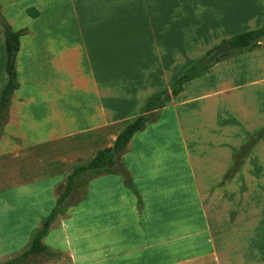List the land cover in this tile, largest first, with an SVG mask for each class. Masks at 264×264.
Listing matches in <instances>:
<instances>
[{"label":"crops","instance_id":"1","mask_svg":"<svg viewBox=\"0 0 264 264\" xmlns=\"http://www.w3.org/2000/svg\"><path fill=\"white\" fill-rule=\"evenodd\" d=\"M0 7L14 31L27 30L15 62L19 87L0 136L2 152H10L3 173L10 183L68 177L112 146L149 97L223 40L264 24V0H0ZM221 56L185 83L122 155L143 207L121 175L102 174L120 196L97 212L106 221L93 209L89 233L71 230L87 223L59 225L73 264L88 260L75 243L84 235L95 241L91 264H264V137L221 185L235 154L264 127V38L253 51ZM6 60L0 22L1 67ZM184 167L193 181L190 199L182 200L172 194ZM212 226L223 229L219 251L210 245ZM240 240L247 241L239 247Z\"/></svg>","mask_w":264,"mask_h":264},{"label":"rangeland","instance_id":"2","mask_svg":"<svg viewBox=\"0 0 264 264\" xmlns=\"http://www.w3.org/2000/svg\"><path fill=\"white\" fill-rule=\"evenodd\" d=\"M7 60L5 64V68L0 66V80L7 79L6 71ZM5 71V73H4ZM4 73V74H3ZM3 125V124H2ZM2 147H0V263H6L7 261L21 255L25 251L29 249L31 246L32 239L36 233V231L42 226L45 217L51 212V210L57 204V199L63 193L66 184H67V177H63L62 179H58L56 181H41V182H12L10 183L9 180H3V173L9 171V165L6 161L9 159L8 155H10L9 149L6 147L5 152ZM243 160V159H242ZM240 156L233 158V163L230 166L229 171L235 169L239 163H244L245 159L242 161ZM3 161V162H2ZM169 167L175 168L173 165H168ZM8 169V170H7ZM186 167L184 170L177 169V178L173 180L176 185H180V189L175 188L173 189V194H177L184 200L185 197L190 199L187 193H190L191 183L193 180L187 178L186 176ZM71 172V171H70ZM173 174L174 172H167ZM226 173V175H227ZM105 175V174H104ZM107 175V174H106ZM111 175H118V174H111ZM189 175V174H188ZM183 176V177H182ZM97 179V188L95 191V196L93 201L90 202L89 194L91 193V185H93V180ZM14 180V179H11ZM172 182V183H173ZM195 182V181H194ZM186 183V185H185ZM113 184L112 181L107 179V176H95L92 180H90V174L85 173L82 177H78L74 181V190L71 195L65 200V202L61 205L62 212L57 216L56 220L53 222L51 228H56L54 230L55 234L54 237L51 236L52 239H46L44 237L43 242L53 251L56 252V255L50 256L45 253H34L31 254L25 261L20 264H73V260L71 255L65 251V249L61 248L62 245L65 243V240H61L62 237L60 236V226L64 222L69 221L70 223H89L90 216L93 212V209H96V215H99L97 220H100V216L102 215L101 221H106V216H104V211L100 213V207H106L107 203L110 202H120V196H115L112 191L109 189ZM184 184V185H183ZM227 184V182H224ZM223 185V182H221ZM94 189V188H93ZM178 189L177 191H175ZM40 191V192H39ZM169 191V190H168ZM130 192L136 196L131 190ZM177 192V193H176ZM186 195V196H184ZM141 196V195H140ZM129 198V196L125 197ZM137 198V196H136ZM142 200V198H141ZM129 202V199L124 200ZM122 201V203H125ZM143 204V200H142ZM166 204V203H165ZM173 204V203H172ZM137 206H138V198H137ZM79 209L78 213H75V209ZM99 212V213H97ZM164 218H170L169 215ZM169 224V223H167ZM75 226V224H74ZM72 225L71 230L78 232L81 230L88 232H83V234L89 233V224L86 228H75ZM104 228V227H103ZM199 230L200 227L195 226L191 228V230ZM229 230V229H227ZM187 231V230H186ZM183 228H179L177 233L184 234L186 233ZM80 235V234H79ZM85 238L78 239L75 243L80 252H85L83 256H87V259L84 263L91 264L92 262V251L95 241L87 236L84 235ZM210 236V245L212 244V240L214 244L217 245V249L219 251L222 242L223 229L217 228L216 226L211 227ZM82 237V236H81ZM203 235L198 233L196 239L202 243ZM253 245L255 246L257 240L253 239ZM247 240H240L239 247H241ZM249 243V242H248ZM247 243V244H248ZM246 244V256H248L251 252L250 244L249 246ZM205 245H200L198 247H205ZM259 246V245H258ZM232 251V246L230 248ZM262 252V251H261ZM254 254H257L258 251L255 249L253 250ZM96 255V254H94ZM92 258V259H91ZM83 263V261L81 262ZM80 263V264H81ZM99 264H105L101 262Z\"/></svg>","mask_w":264,"mask_h":264},{"label":"trees","instance_id":"3","mask_svg":"<svg viewBox=\"0 0 264 264\" xmlns=\"http://www.w3.org/2000/svg\"><path fill=\"white\" fill-rule=\"evenodd\" d=\"M28 13L35 17L37 12H33L28 9ZM0 22L4 27L5 38H6V54H7V65L6 71L8 75V82L3 89L0 97V136L2 133V124L6 119L7 110L11 101L14 91L19 87L17 80V72L15 67L16 56L20 48V37L24 35L27 30L14 31L1 13L0 7ZM264 38V24L261 28L243 32L233 36L230 39L223 40L218 46H222L226 43L230 45L233 53H241L243 51H253L261 46V41ZM216 49V48H215ZM214 50V49H213ZM213 50L207 52V54L188 67L181 76L169 87L163 91L149 97L144 105L143 111L136 118L131 120L125 128L118 134L114 144L112 146L100 149L97 154L87 163L76 165L72 172L68 175L66 187L60 197L57 199V204L51 210V212L45 217L42 226L36 231L31 246L27 251L21 255L7 261L3 264H20L25 261L31 254L34 253H45L50 256L56 255V252L51 250L44 242L43 239L46 237L51 229L53 222L57 216L62 212V204L71 195L74 190V181L78 177H82L85 173L90 174V180L93 177L102 174H118L123 177L125 186L131 190L138 198V208L143 207L140 193L134 184L132 177L127 170L122 159V155L127 151V148L134 137V135L141 131L148 122L152 121L158 111L165 107L171 100L172 96H177L184 89V84L203 76L207 73L210 67H212L218 60L211 62L208 61V56L212 54ZM228 55V54H226ZM223 55V56H226ZM221 56V57H223ZM264 137V127L254 132L248 140L241 146L240 150L235 154V157L240 156L241 160L245 159L252 147L257 144ZM242 160V161H243ZM241 166L239 165L229 171L225 176L223 183L228 182L234 172ZM1 264V263H0Z\"/></svg>","mask_w":264,"mask_h":264},{"label":"water","instance_id":"4","mask_svg":"<svg viewBox=\"0 0 264 264\" xmlns=\"http://www.w3.org/2000/svg\"><path fill=\"white\" fill-rule=\"evenodd\" d=\"M230 51H231L230 45L226 43L220 46L219 48H217L214 52H212V54L208 56V61H214L219 56L230 53Z\"/></svg>","mask_w":264,"mask_h":264}]
</instances>
